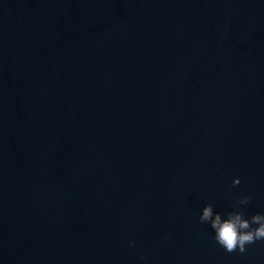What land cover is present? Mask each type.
Returning <instances> with one entry per match:
<instances>
[{
    "label": "water",
    "instance_id": "95a60500",
    "mask_svg": "<svg viewBox=\"0 0 264 264\" xmlns=\"http://www.w3.org/2000/svg\"><path fill=\"white\" fill-rule=\"evenodd\" d=\"M209 204L264 214V0H0V264H264Z\"/></svg>",
    "mask_w": 264,
    "mask_h": 264
},
{
    "label": "clouds",
    "instance_id": "9594fccd",
    "mask_svg": "<svg viewBox=\"0 0 264 264\" xmlns=\"http://www.w3.org/2000/svg\"><path fill=\"white\" fill-rule=\"evenodd\" d=\"M240 184L239 178L233 181V186ZM250 201L251 197H243L238 203L247 205ZM200 222L211 225L215 232L214 239L229 253L237 249L240 253H244L247 251L246 245L264 241V214H256L249 220L242 212H230L227 219L222 220L220 214H216L213 219V206L209 204L203 209ZM253 225L258 227L254 228Z\"/></svg>",
    "mask_w": 264,
    "mask_h": 264
}]
</instances>
